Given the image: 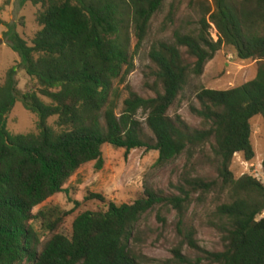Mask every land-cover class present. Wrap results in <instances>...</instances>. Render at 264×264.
I'll list each match as a JSON object with an SVG mask.
<instances>
[{
  "label": "trees",
  "instance_id": "1",
  "mask_svg": "<svg viewBox=\"0 0 264 264\" xmlns=\"http://www.w3.org/2000/svg\"><path fill=\"white\" fill-rule=\"evenodd\" d=\"M165 1L22 0L41 6L36 15L40 30L31 44L9 25L4 33L20 63L0 84V264H142L128 242L143 215L173 208L181 222L194 194L218 189L226 195L214 212L223 249L205 251L190 234L189 247L202 256L197 262L264 264V183L252 175L237 179L231 170L235 155L246 162L255 159L251 121L257 116L264 121V0H214V12L208 21L211 11H206L197 33H176L172 42L155 43L149 52L155 70L146 83L154 96L144 98L127 85L128 97L116 114L120 94L113 84L123 71L126 76L134 70L128 27L139 49ZM210 23L217 41L209 33ZM223 46L242 61L256 62L255 78L228 90H199L198 107H191L199 127L170 116L189 78L201 77ZM19 69L29 78L24 92L18 87ZM19 101L36 116L35 133L8 130ZM51 118L58 131L47 125ZM144 124L154 136L152 143L144 140ZM103 146L124 150L126 156L138 149L158 152V166L183 155L192 159L208 148L204 158L217 177L186 175L176 188L179 195L147 190L133 204L34 212L61 193L82 166L95 162L101 170ZM88 199L104 202L97 194ZM37 224L52 236L41 241ZM173 255L178 264H195L180 249Z\"/></svg>",
  "mask_w": 264,
  "mask_h": 264
},
{
  "label": "rangeland",
  "instance_id": "2",
  "mask_svg": "<svg viewBox=\"0 0 264 264\" xmlns=\"http://www.w3.org/2000/svg\"><path fill=\"white\" fill-rule=\"evenodd\" d=\"M240 2L241 0H231ZM7 2H9L7 4ZM214 0H166L161 11L150 23L145 41L136 49L137 40L133 29L128 27L130 38L129 51L134 58V70L114 82L119 90V100L116 114L123 107L128 97L126 86L129 85L138 95L153 97L147 88V79L154 72L155 66L149 58L152 46L159 41L172 42L174 35L197 33L201 28L202 20L209 9L214 12ZM0 18L4 22L0 25V84H3L7 71L20 63V58L5 41L4 33L8 25L25 39L32 43L36 33L40 30L36 15L41 6L32 3H22V0H0ZM209 33L212 39L218 40L217 29L210 23ZM256 76V62L242 61L235 51L223 46L215 57L209 61L201 77L191 76L187 85L180 94L174 107L170 109V116L180 115L191 127H199L200 119L193 115L191 107H198L195 94L202 88L211 90H228L241 86ZM18 87L21 91L28 90L29 78L22 69L17 74ZM150 80V82H152ZM139 120L145 123V115L139 113ZM56 118L48 120L47 125L58 131L55 126ZM37 118L26 110L21 101L9 117L7 128L14 135H26L36 132ZM252 145L255 150V159L252 162L244 161L242 155H235L231 170L238 179L243 175H255L256 179L264 183V121L257 116L251 121ZM144 140L148 143L154 141L152 132L144 124ZM104 165L96 170L95 162L82 166L67 181L63 191L58 193L37 207L34 212L45 208L56 207L61 212H78V210L105 209L110 203L117 205L133 204L143 198L147 190L162 192L167 195H179L177 187L184 176H203L216 179L217 175L213 165L205 158L210 155L209 149L199 151L194 158L188 159L186 155L165 165L158 166V152H146L145 149L132 151L126 156L124 150L113 149L110 146L102 148ZM250 163L254 167L250 166ZM258 173L253 174V171ZM101 195L104 202L97 199H88L90 195ZM226 201V195L219 189L207 194H194L185 205L183 219L179 222L177 211L173 208L155 209L143 215L134 226L128 242L130 251L142 264H178L174 262L173 251L180 249L183 256L191 259L195 264L202 257L189 247L187 238L193 234L194 240L201 249L209 252H220L223 244L217 223L214 218L216 208ZM70 223L66 219L64 225ZM41 241L49 239L52 234L39 224L36 226ZM203 264V263H202Z\"/></svg>",
  "mask_w": 264,
  "mask_h": 264
},
{
  "label": "crops",
  "instance_id": "3",
  "mask_svg": "<svg viewBox=\"0 0 264 264\" xmlns=\"http://www.w3.org/2000/svg\"><path fill=\"white\" fill-rule=\"evenodd\" d=\"M250 166L254 167V165H252V163H250ZM255 173H258V170L253 171V174H255ZM253 176H255V175H253Z\"/></svg>",
  "mask_w": 264,
  "mask_h": 264
},
{
  "label": "built area",
  "instance_id": "4",
  "mask_svg": "<svg viewBox=\"0 0 264 264\" xmlns=\"http://www.w3.org/2000/svg\"><path fill=\"white\" fill-rule=\"evenodd\" d=\"M216 34H217V33H216ZM217 36H218V35H217ZM214 41H217V40L214 39Z\"/></svg>",
  "mask_w": 264,
  "mask_h": 264
},
{
  "label": "clouds",
  "instance_id": "5",
  "mask_svg": "<svg viewBox=\"0 0 264 264\" xmlns=\"http://www.w3.org/2000/svg\"><path fill=\"white\" fill-rule=\"evenodd\" d=\"M218 35V34H217ZM255 177V176H254Z\"/></svg>",
  "mask_w": 264,
  "mask_h": 264
}]
</instances>
